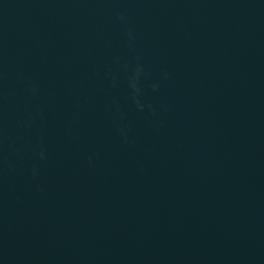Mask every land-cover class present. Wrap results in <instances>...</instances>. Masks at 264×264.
I'll use <instances>...</instances> for the list:
<instances>
[{
    "label": "water",
    "instance_id": "water-1",
    "mask_svg": "<svg viewBox=\"0 0 264 264\" xmlns=\"http://www.w3.org/2000/svg\"><path fill=\"white\" fill-rule=\"evenodd\" d=\"M0 264H264V0H0Z\"/></svg>",
    "mask_w": 264,
    "mask_h": 264
}]
</instances>
